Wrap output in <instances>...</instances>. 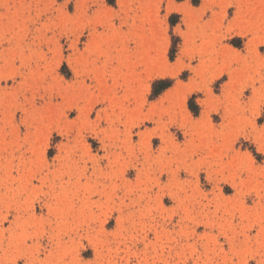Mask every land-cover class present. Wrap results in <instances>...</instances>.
<instances>
[{
    "label": "snow or ice",
    "instance_id": "6c2138e0",
    "mask_svg": "<svg viewBox=\"0 0 264 264\" xmlns=\"http://www.w3.org/2000/svg\"><path fill=\"white\" fill-rule=\"evenodd\" d=\"M102 2L107 18H95L99 5L88 4L91 11L83 25L87 32L76 33L87 35V43L77 41L66 55L58 49L55 58L46 50L51 61L46 80L59 87L52 93L55 103L49 108L41 98L38 122L24 113L17 121L27 150L23 165L34 172L21 199L35 195L22 215L30 217L33 203L47 200L45 224L70 225L67 231L61 229L59 243L48 245L59 250L60 259L47 260L41 252L38 261L32 260L39 250L22 231L14 261L120 264L105 257L112 252L122 257L126 244L140 243L135 237L128 239L129 230L137 232L138 225L157 216L205 223L196 219L203 213L216 217L209 231L226 242L231 264H247L242 255L256 264L257 258L247 253L258 242L256 237L261 242L260 264H264V199L256 201L254 191L246 188L258 170L264 192V164L240 150L247 141L253 152L264 153V18L258 25L245 18L244 0H199V7L193 0H117L115 8H108L107 0ZM173 13H178V26L176 21L169 23ZM241 36L243 47H232L241 43L233 37ZM19 64L17 58L15 65ZM60 64L71 66V80H56ZM94 135L104 137L103 159L81 144ZM61 137L63 142L57 144ZM113 137L119 142L115 156L110 148ZM153 137L159 138L160 147H146ZM110 157L117 163H110ZM122 158L135 161L123 171L135 169L133 191L142 193L141 200L151 197L153 201L146 210L132 201L131 207H117L123 205L120 196L127 191L118 168ZM91 159L99 161L101 175L107 174L108 190L86 199L85 185L96 175L88 163ZM85 164L88 167L81 172ZM23 171L22 167L15 174L22 178ZM201 173H207L210 192L199 183ZM153 176L155 181L148 180L143 194L145 179ZM229 184L230 192L224 187ZM165 198L172 208L164 207ZM253 212H259L261 219L249 225L247 214ZM115 217L121 222L109 231L111 225L106 223ZM16 228H22V223L13 222ZM146 231L154 241L160 239L158 230ZM131 264H139V258Z\"/></svg>",
    "mask_w": 264,
    "mask_h": 264
},
{
    "label": "rangeland",
    "instance_id": "374dc122",
    "mask_svg": "<svg viewBox=\"0 0 264 264\" xmlns=\"http://www.w3.org/2000/svg\"><path fill=\"white\" fill-rule=\"evenodd\" d=\"M193 3L196 4L194 7H199V0H193ZM88 4H92L94 8L99 5L93 14L95 18H107V14L102 11L105 7L102 0H0V264H19L18 261H14V257L21 248L18 242L22 239V231L33 239V248L39 250L30 257L32 260L38 261L41 258V252L47 260L58 261L60 259L59 250L49 249L48 245L54 242L59 243L61 229L67 231L70 225L61 223L53 225L51 221L45 224L44 217L48 212L47 200L43 202L36 200L33 203L30 217L22 215L35 195L33 193L26 196L24 200L21 199V193L34 172L23 165L27 150L22 147L23 141L20 138L22 129L17 121L23 119L22 113H24L33 122H38L40 113L37 101L41 98H44L49 108L55 103L52 93L53 90L59 91V87L58 84L53 85L46 80L48 72L51 71V61L46 59V50L52 51L53 58H55L58 49H63L61 54L66 55L77 41L88 42L87 35H76L78 31L87 32L83 25L87 23L88 13L91 11L87 7ZM116 6L117 0H107L108 8ZM243 10L245 18L251 17L258 25L259 21L264 18V0H244ZM70 13L73 14L71 17ZM177 19L178 13H173L169 16V23L171 24L173 20L176 21L174 26H178L181 21ZM49 32L51 35L48 34ZM233 39H236L237 43L240 39L241 43L233 44L232 47H243L245 43L243 36L233 37ZM17 58L20 60L19 66L15 65ZM41 64L44 65L43 68ZM71 71L70 65H58L56 80L59 81L60 77L71 80ZM18 75H22V79H18ZM220 80V86L223 87V77ZM97 99H102V97L98 96ZM68 102H72L71 97H68ZM189 110L192 111L191 108ZM100 111L103 110L97 111L95 116L97 120H99ZM193 114L195 115V112ZM147 127L151 130L150 124ZM180 136L182 134H178V138ZM158 139V137H153L146 147H160ZM62 142L63 137L56 140L57 144ZM104 143V137L95 135L87 136L81 141L86 152L94 153L101 159L106 155L105 148L102 147ZM118 144L119 142L113 137L110 145L112 156H115L118 151ZM240 150L251 153L257 164H264V153L253 152L249 142L245 141ZM109 162L117 163L111 157ZM134 162L131 158H122L118 162V168L122 173L121 181L126 184L127 191L120 196L123 205L118 204L117 207H131L132 204L129 202L132 201L133 203L139 202L146 210L153 201L151 197L141 200L142 193L133 191L131 181L135 176V169L128 168L126 172L123 171L127 164ZM88 163L92 165L96 175L95 179L85 185L83 194L86 199L92 198L94 192L108 190L104 183L107 174L101 175L98 171L99 161L91 159ZM22 167L24 171L21 178L15 174V170ZM87 167L88 164H85L80 171L84 172ZM149 179L155 181L154 176L145 179L143 194L148 191ZM159 179L163 180L164 177L161 176ZM199 183L205 191H211L207 173L200 174ZM224 187L226 191H231L230 184ZM246 188L254 191L256 201L264 199L258 170L253 172ZM225 194L230 195V193ZM125 196L128 199H125ZM163 205L166 208H172L168 198L164 199ZM12 212L16 215L11 216ZM6 217H8L7 222ZM247 217V224L250 225L258 222L261 214L253 212L247 214ZM138 219L145 218L138 217ZM196 219L205 223L196 224L194 221H185L183 217L177 219L172 215L166 218L157 216L155 220H149L146 224L141 223L138 225L137 232L129 230L128 239L135 237L144 244V247L141 248L140 243L126 244L122 257L112 252L105 259L120 261V264H125V261L131 264V260L137 257L139 264H189L190 261L193 264H214L216 261H220L221 264H231L232 257L228 253L226 242L219 237H213L209 231L211 222L216 221V217L200 213ZM13 222L22 223V228L13 230ZM120 222V218L115 217L109 219L106 226L111 225L108 230L112 231ZM146 228L158 230L160 239L154 241ZM190 236H196V238L189 239ZM146 237L147 242H145ZM256 240L258 242L247 249V253L249 256L256 257V264H260L261 242H259V237H256ZM198 247L204 251H196ZM240 259L241 261L247 260V264H252L251 259H247L246 256L242 255Z\"/></svg>",
    "mask_w": 264,
    "mask_h": 264
},
{
    "label": "trees",
    "instance_id": "16d2710c",
    "mask_svg": "<svg viewBox=\"0 0 264 264\" xmlns=\"http://www.w3.org/2000/svg\"><path fill=\"white\" fill-rule=\"evenodd\" d=\"M194 1H196V0H194ZM159 86V84L157 85V87Z\"/></svg>",
    "mask_w": 264,
    "mask_h": 264
}]
</instances>
